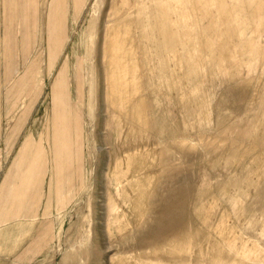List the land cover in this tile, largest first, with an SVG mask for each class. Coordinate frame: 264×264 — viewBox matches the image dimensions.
<instances>
[{"label": "rangeland", "instance_id": "obj_1", "mask_svg": "<svg viewBox=\"0 0 264 264\" xmlns=\"http://www.w3.org/2000/svg\"><path fill=\"white\" fill-rule=\"evenodd\" d=\"M35 1L0 65V210L37 264H264V0Z\"/></svg>", "mask_w": 264, "mask_h": 264}, {"label": "crops", "instance_id": "obj_2", "mask_svg": "<svg viewBox=\"0 0 264 264\" xmlns=\"http://www.w3.org/2000/svg\"><path fill=\"white\" fill-rule=\"evenodd\" d=\"M14 2L15 0H6L5 2V6L7 10V17L4 18V20L6 21V25L8 22L9 25L11 26L10 30L6 27V31H4V35L2 38V43L0 44V60L1 61L3 60V62H1L0 65H4L5 68L9 67V65L12 64L13 56L17 55L20 49L19 48L20 39L18 40L17 38H15L17 34V30H15L16 32L13 31L14 29L12 27V22L10 24V21L13 20L14 18L13 16L15 13V3ZM32 13L33 14L31 15V21L33 25L34 16L36 18V14H35L36 13V1L35 0H32ZM56 14H57V8L53 6L52 11L50 12L51 18L48 23V29L50 27V23L52 24V22L56 21L54 19V17H57ZM17 24L18 22H16V25ZM11 31H13V33ZM31 31H33V26H32ZM49 33H50V29H49ZM25 71L27 72V67H25ZM24 75H25V78H23V80L27 79L26 74ZM24 142L25 141H23V143ZM28 145H30V142ZM28 153L26 154L19 153L18 155L21 156L23 154V160H24L26 156L28 155ZM23 160H19V157H18L17 164H21ZM34 174L35 173L33 171L32 176H34ZM31 184L33 183L32 182L29 183L25 189L23 190L21 189L20 191L18 188H15L12 192L9 193V195L11 197L14 196L15 199L18 198V203L20 205L22 203H26L32 193ZM20 193H23V195L22 194L20 195ZM29 224L32 225V227L34 226V222L32 223L29 222ZM19 225L20 224H18V222H10L8 220L6 221L3 220L2 211L0 210V264H37L40 261V254L36 253V250H39L41 248L40 236L37 237V240H36L34 238L35 237V234H34L33 239H29L31 235L29 234L26 237L24 233V228H19ZM24 225H25V222H23L22 227H24Z\"/></svg>", "mask_w": 264, "mask_h": 264}, {"label": "bare ground", "instance_id": "obj_3", "mask_svg": "<svg viewBox=\"0 0 264 264\" xmlns=\"http://www.w3.org/2000/svg\"><path fill=\"white\" fill-rule=\"evenodd\" d=\"M103 52H104V57L105 59V75H106V79L110 78V75L112 76V69L110 67H112L116 61V56L114 55L113 50L110 48L112 47L111 44H108L106 42L103 43ZM58 117L57 113L55 116V119ZM58 119V118H57ZM57 122V120H56ZM56 128H57V124L55 123ZM54 125V126H55ZM55 135V134H54Z\"/></svg>", "mask_w": 264, "mask_h": 264}]
</instances>
